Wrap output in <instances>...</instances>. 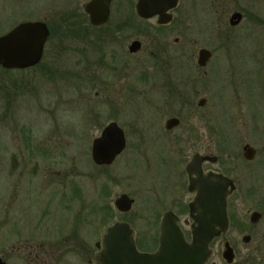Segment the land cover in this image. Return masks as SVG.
Returning a JSON list of instances; mask_svg holds the SVG:
<instances>
[{"label": "rangeland", "instance_id": "rangeland-1", "mask_svg": "<svg viewBox=\"0 0 264 264\" xmlns=\"http://www.w3.org/2000/svg\"><path fill=\"white\" fill-rule=\"evenodd\" d=\"M83 1H74L72 4L62 2L52 9L63 13L75 4L74 8L78 13L81 11ZM31 5L33 3L29 1L21 2L15 5L13 12L7 14L3 9L4 2H0V33L15 19L33 16V12H29ZM236 10L242 12L243 19L237 26H230L229 17ZM44 12L43 9V15L47 11ZM174 14L176 22L166 28H158L155 20L138 21L140 24L137 27H149L150 33L153 32V35L164 40L163 44L169 48L171 58H175L172 66L166 67L167 73L183 77H200V80L195 82L194 101L205 97V107L214 108L215 124L221 134L218 133L219 139H227L229 134L231 140L245 139L256 146L261 145L264 142V0H179ZM115 17L114 14L105 28L89 27L86 32L76 30L82 27L77 19H73L75 28L69 29L60 21H57V24L51 22L55 28L62 29L54 32L52 39L47 42L40 75L36 76L40 78L39 83L25 84L21 91L25 94L22 96L16 98L19 94L17 88L7 81L0 71V219L3 212L1 203L9 198V190L15 189V195L10 196L12 203L10 208L23 212L26 223L32 221L34 213L49 202L55 205V207L52 205L53 213L48 219L50 224L65 226V221L69 220L77 209L81 212L83 203L82 200H78V196L81 195L78 183L81 186L83 181L88 180L84 190L87 192L86 199L90 206L89 221L84 226L79 225L74 238H83L91 260L90 264L94 263L92 260L97 250L96 243L100 241L105 227L117 220L113 199L122 191L131 193V185L138 187L139 194L131 193L134 197L138 195V208L134 205L132 211L136 215L144 216L145 212L139 210L145 209L152 198L146 192L148 182L153 178L157 181L162 180L168 175L166 166L158 161L164 145L153 138L147 139L145 153H139L131 148L116 159L111 172L117 177V183L111 186L105 200L99 198L101 169L91 160L92 139L111 118H117L119 124L127 127L131 118H135L133 115H137L142 118L139 125L146 129L151 122L150 117L153 120L155 116L148 103H141L139 99L128 102L130 98L127 93L131 91L128 90L129 82L131 85L132 82H136L141 89L145 86L141 85V82L146 84L153 79L152 75L158 76L144 69L147 68L149 71L159 69L155 65H150L154 59L146 56L148 46L145 42L134 59L125 60L127 65L122 63L124 60L120 62L119 79H114L117 84L111 87L109 82L113 79L107 76L109 87L107 91L112 92L109 103L104 104L102 100L103 91L100 87L97 65L93 62L88 70L85 69L87 57L84 51L89 48L86 45L90 47L102 45L101 39L100 41L97 39L98 35L114 26ZM129 32L131 31L121 33V46L118 49L127 50L126 45L134 38H129ZM139 34L146 35L140 32L136 36ZM165 34H168L167 38ZM175 37H178L177 42L174 41ZM55 45H59L58 54L51 52ZM227 45L230 46L229 49ZM200 47H207L213 51L212 58L203 69L196 65L197 51ZM89 52H92L91 49ZM98 58V53H95L91 61ZM48 66L50 68H47ZM25 71L29 77L37 73L33 69ZM236 94L238 101L234 98ZM14 97L16 99L13 113L11 111L9 120L5 121L6 109ZM150 97L158 99L156 93L150 94ZM171 109L168 111L165 108L164 115L160 116L162 120L166 119L170 112L179 111L178 104ZM23 119L26 144H30L26 147L14 142L11 132L14 127H20L18 122ZM162 120L161 123H164ZM153 133H159V130H153L149 136L152 137ZM8 140L13 142L8 143ZM146 162L151 164L150 167H147ZM87 173L88 176L84 177L83 174ZM116 173H129L130 180ZM67 183L70 193L73 188L74 203L68 201L65 195ZM82 195L85 199L83 191ZM104 204L108 205V212L111 214L102 220L99 207ZM66 206L71 208L66 210L68 209ZM135 224L136 230L148 229L145 219H139ZM76 239L74 241L77 243ZM152 244L143 240L140 246L145 248ZM236 246L238 250L234 264H249V261L243 258L242 245ZM210 247L214 254L213 261L222 264L223 243L216 241ZM73 258L81 260L80 255H73ZM69 264L78 263L73 261Z\"/></svg>", "mask_w": 264, "mask_h": 264}, {"label": "flooded vegetation", "instance_id": "flooded-vegetation-1", "mask_svg": "<svg viewBox=\"0 0 264 264\" xmlns=\"http://www.w3.org/2000/svg\"><path fill=\"white\" fill-rule=\"evenodd\" d=\"M25 1L33 3L29 8V12L32 11L33 16L15 19L2 33H0V36L7 34L20 24L35 22L45 23L49 34L43 44L40 58L33 64L23 67H4L0 64L1 73L7 78V81L11 82L14 87L17 88L19 94L16 98L25 94L24 92L21 93L25 84L39 83L40 78L36 76L40 75L43 65L42 60L46 54L45 47L47 42L52 39L54 32H58V29H62L61 27L55 28L51 22L57 24V21H60L64 24L66 29H69L75 28L73 19H77L81 22L82 27H77L78 29L76 30H84V32H86L89 30V27L99 29L105 28L110 22L111 17L115 14L116 21L114 26L105 29L104 33L98 35L97 39L99 41L101 39L102 45L91 47L90 45H86L89 48L84 51L87 57L84 64L85 69L88 70L94 62L99 70L100 75L98 76L100 78V87L103 91L101 95L104 104L109 103L110 97H112V92L107 91L109 89V87H107V76L113 79L110 80L112 83L109 82L111 87L117 84V82H114V79H119L120 62H122V60L130 61L129 59H134L142 50L144 42L148 46V55L146 56L154 59L151 60L152 62L150 65L159 67V69L154 71H149L147 68L143 67L147 72H150V74L155 73L158 75H152L151 78L153 79L147 81L146 84L141 82V85H145L141 89L145 91H142L137 86L136 82H132L133 85H131L130 82L128 83V90H131L127 93L128 98H130L128 102L139 99L141 103H148L150 110L155 115L153 120H151L150 117L149 121L151 122L146 129H143L139 125V121H141L142 118L133 115V111L131 115L135 116V118H131L130 122L127 123V127L126 125L119 124L118 119L115 117L107 120V122L102 125L97 136L100 135L101 131L108 123L115 122L123 130L125 139L124 147L109 164L98 165L92 162L101 169V172H99L100 193L98 191V195L102 201L106 199V194L109 192L111 186L117 183V177L111 172L116 163V159L131 148L139 153H145L147 139L153 138L154 141H161L164 145L165 148L161 150L162 155L158 158V161L166 166L168 175L167 177H163L162 180L157 181L153 178L148 182L146 192L152 197L151 203H148L145 209H138L141 212H145L144 216H140L139 212H136L139 214L136 215L132 211L134 205L138 208V195L134 197L132 194H139V188L131 185L132 194L129 191L130 194L127 191L120 192L113 199L117 220L109 223L105 227L102 235L105 233L108 226L115 222L123 221L129 224L131 228L136 248L143 252H154L159 245L160 227L164 215L166 213H171L175 224L182 232L185 240L190 241L191 228L194 224V220L190 214V204L194 201L197 194V190L194 189L192 185L193 183H199L203 177L220 175L229 182L227 184L228 193L226 196L228 227L226 232L213 238L210 246L216 241H221L223 245L225 242H228L232 247L234 254L233 261L227 263L222 258L224 260L222 264L235 263L238 250L237 244L242 245L244 250L243 258L249 261V264H264V142L256 146L245 139L234 141V139L231 140L229 134L227 139H219V129L217 124H215L216 115L213 113L214 108L208 109L205 107V97H200L196 102L194 101L195 97H193V94L195 93L196 95L195 82L200 80V77H183L178 76V74L173 75L172 73H167L166 67L169 65L172 66L175 58H171L169 48L163 44L164 40L153 35V32L150 33L149 27H137L138 24H140L138 21L150 20H155L158 28H166L172 25L176 22L174 13L179 4V0H177L175 7L166 10V12L171 15V19L166 23H160L158 21V14L148 18L141 17L136 11L138 0H110L107 19L98 25H94L90 22L89 14L85 11V5L91 0H82L81 11L78 13L75 11V4L72 8L66 9L63 13L52 8L62 2L72 4L74 1L78 2L79 0H0V2H4L3 9L7 14L13 12V9L16 8V4H21V2ZM43 9L45 12L47 11L45 15H43ZM242 19L243 14L241 20ZM241 20L236 25H231L230 23L229 25L237 26ZM136 21L138 23H136ZM86 28L87 30H85ZM128 30L131 31L128 33L129 38H134L126 45V51L123 49L120 50L118 49V47L121 46L122 37H120V35L122 32L125 33V31ZM175 30L178 31V29ZM137 32L146 34V37L143 36V34L136 36L138 35ZM165 36L167 38L168 34H165ZM174 41L177 42L178 37H175ZM229 47L230 46L227 45L228 49ZM202 48L207 49L210 52V56L204 65H199L198 54ZM90 49L92 52H89ZM59 51V45H55V49L53 48L51 52L58 54ZM95 53H98L99 58L91 61ZM91 55H93V57H91ZM212 55L213 51L211 49L200 47L196 56V65L198 68H205L212 58ZM178 60H176V62H178ZM122 63L127 65V61ZM47 68L50 67L48 66ZM29 69H33V71L37 72L36 74L34 73L35 76L29 77L25 74V70ZM179 70H181V68H179ZM34 90L36 89L34 88ZM153 93L158 95V102L150 97V94L152 95ZM135 94L136 96H133ZM16 98L14 97V99H12L8 109H6L5 121L9 120L11 111L13 113L12 109L14 108ZM234 98L237 101L239 99L237 94ZM8 99H10V95ZM177 104L179 106V111L170 112L171 114H168V117L162 120L160 116L164 115L165 108L170 111L172 110L171 107ZM114 113H116V109H114ZM171 118H176L177 123L167 124L168 120ZM134 119L135 121H133ZM161 120L164 121V123H161ZM195 120L196 122H194ZM18 123L20 127H14L11 130L13 141L17 142V144L21 143V145L25 147L29 146L30 144H26L24 136V119ZM155 129H158L159 133H153L152 137L149 136V133ZM219 135L221 134L219 133ZM29 137L30 136H27V138ZM10 141L13 142L12 140H8V143H10ZM36 144L38 143L36 142ZM146 164L147 167L151 165L149 162H146ZM117 175L130 180L129 173H118ZM83 176H88V173L83 174ZM87 181H83L81 186L78 183V189L81 193V195L78 196V200H82V210L80 212L77 209L69 220L65 221V226L50 224L48 219L53 213V207H55V205L49 202L34 213L32 221L26 223L23 212L13 211L10 208L12 205L10 196L15 195V189H10L9 198L1 203V205H3V212L0 219V264H69L73 261H77L78 264H90L91 260L87 253L83 238H74L78 228L84 226L89 221L90 206L88 204V199H86L87 192L85 193L84 190L86 189ZM68 182L70 183L71 181ZM66 186L68 187V183ZM69 191L68 187L67 192H65L68 198L67 200L74 203L75 196L73 195V188L71 193ZM82 191L85 199L83 198ZM122 194H125L132 200L131 207L126 211L119 210L115 205V200ZM60 206L63 207L62 205ZM65 208L69 210L71 206H66ZM100 208V215L102 214V220H104L111 213L108 212L109 207L107 204L101 205ZM139 219H145L146 227L148 228L146 231L136 230L135 221L137 222ZM71 228H73V230ZM102 235L100 241L96 243V252L102 245ZM74 239L77 240V243ZM143 240L152 242V246L142 248L140 243ZM80 244L81 252L79 253ZM97 244H100V247H98ZM96 252L93 255V264H96L94 260ZM73 255H80L81 260L73 258ZM213 256L214 254L212 251L211 256L205 264H216V262L213 261Z\"/></svg>", "mask_w": 264, "mask_h": 264}, {"label": "water", "instance_id": "water-1", "mask_svg": "<svg viewBox=\"0 0 264 264\" xmlns=\"http://www.w3.org/2000/svg\"><path fill=\"white\" fill-rule=\"evenodd\" d=\"M110 0H91L85 5L92 24L106 21ZM177 0H138L137 13L144 18L159 15V22L171 19L167 9L175 7ZM242 18L239 11L233 12L229 23L236 25ZM49 34L45 23H23L12 31L0 36V64L4 67H23L36 62L41 55L43 44ZM210 52L202 48L198 54V64L204 65ZM168 123H177L171 118ZM125 144L123 130L115 122L108 123L99 136L91 143V159L95 164H109L122 150ZM228 180L222 176L209 175L195 184L197 190L194 201L190 204V214L194 220L191 228V240L186 241L175 224L171 213L164 215L160 227V241L154 252H143L136 248L132 231L126 222H115L108 226L102 235V245L96 252V264H205L211 256L210 243L214 237L226 232L228 217L226 196ZM132 200L122 194L115 200L119 210L126 211ZM222 258L233 261V249L225 242Z\"/></svg>", "mask_w": 264, "mask_h": 264}, {"label": "trees", "instance_id": "trees-1", "mask_svg": "<svg viewBox=\"0 0 264 264\" xmlns=\"http://www.w3.org/2000/svg\"><path fill=\"white\" fill-rule=\"evenodd\" d=\"M101 208L99 207V210H100Z\"/></svg>", "mask_w": 264, "mask_h": 264}]
</instances>
